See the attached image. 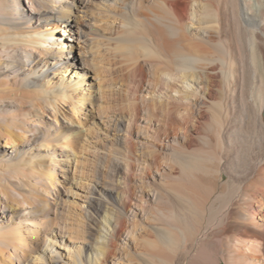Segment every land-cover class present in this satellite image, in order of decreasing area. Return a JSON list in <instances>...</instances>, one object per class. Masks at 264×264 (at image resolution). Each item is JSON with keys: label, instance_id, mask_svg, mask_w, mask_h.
<instances>
[{"label": "bare ground", "instance_id": "bare-ground-1", "mask_svg": "<svg viewBox=\"0 0 264 264\" xmlns=\"http://www.w3.org/2000/svg\"><path fill=\"white\" fill-rule=\"evenodd\" d=\"M162 1L161 6L156 4V8H150L148 13L143 15L131 10L132 18L113 21L109 28L111 31L106 35L96 29L99 21L92 9L95 5L94 0H27L34 11L37 7L43 12L36 21L26 16L28 14L25 11L28 9L25 8L24 0H0V72L14 68L15 70L11 72L26 74L28 77L45 74L46 86L49 88L46 89L47 92L59 89L64 93L63 88L67 89L69 92L67 100L71 105L81 106V112L84 113L86 101L103 100L106 94L103 85H99V90L94 89L101 78L93 67L99 60L97 50L102 46V42L96 39H105L109 44H115L114 48L140 49L144 57L135 59L131 67L133 99L136 106L132 105L135 106V111H131L132 114L129 116H121L120 113L108 114L102 110L99 111L100 114H96L92 106L84 116L88 121L101 119L103 123V130H99L100 134L94 138L90 137L91 149L95 150L93 152H98L97 155L104 160L110 159L116 168L118 166L120 168L122 180L117 185L111 184L113 187L107 190L112 194L120 192L125 205L136 207L137 210L133 209V214L139 215L141 212L138 209L142 208L144 203L142 204L143 201L140 199L141 195L136 197L133 181L138 178L136 171L140 168L150 171L152 167L166 166V170L158 172L161 178L166 175L168 185L166 189L170 193L173 190L197 192L202 185H207L216 192L214 200H221L231 187L233 193L232 195L230 193L227 205L224 204L225 207L223 206L222 211L210 225H205L206 234H211L216 240L217 238L221 240L222 237L232 238L231 241H236L234 243L242 250L248 247L247 251L244 250L242 253L247 260L253 264H264V0H194L195 7L191 15L196 22L191 26V30L187 31L189 33L183 35L181 41L169 39L166 27L170 25L169 27L173 29L174 26L172 22L166 24L164 21L166 0ZM100 2L110 6L112 3L115 4L114 2L118 3V0ZM223 10L227 14H232V22L237 28L235 32L238 35L236 37L238 42L231 46L232 49L229 51H226L221 40ZM174 11L183 23L188 16L187 10L175 8ZM188 11L191 12L190 9ZM147 25L157 28L152 29V32L158 30L156 37L152 32L149 33L150 28L146 27ZM122 28L125 30L121 32ZM135 28L141 29L136 33ZM182 31L181 34L184 32ZM150 34L154 38L150 37ZM232 59L237 62V70H233L235 72H231L229 68V60ZM143 60L149 65L147 69L142 64ZM14 64L19 65L13 67ZM70 72H73L72 77L68 78ZM229 77H232L233 82L229 96L226 97L224 85ZM82 87L86 90L83 89L80 96L71 97L72 90L80 92ZM139 92L148 99L154 110L143 116L139 114V103L136 101ZM46 109L55 119H52L50 113L45 112L39 118L43 116L52 122L81 128L80 139L86 135L87 129L83 128L84 125L80 121L74 123L60 120L58 115L60 112L63 113V110L59 112L52 107ZM138 121H143L144 124L140 126ZM12 124H6L7 131L0 130V155L9 158L20 155L31 158L41 156L40 164L49 165L50 172L56 175L57 169L61 170L64 184L76 182L75 170L72 167L78 154L76 150L78 139L50 127L49 129L55 133L51 141L45 143L42 135L48 130L43 127L44 123L35 122L33 126H25L26 129L19 128L20 131H15ZM13 125H16L15 122ZM134 128H137V131ZM164 151L165 161L162 156ZM43 173L46 175L45 171ZM56 179L52 183H56ZM94 198L97 197L85 194L81 200L84 205H91ZM47 202L49 203V200ZM14 208L12 205L0 210V217L8 218V215L14 212ZM10 217L13 215L10 214ZM1 218L0 229L11 227L9 223L11 220L6 222ZM178 220L173 221L169 239L166 241L168 242L166 254L169 260H175L174 252L182 241L180 234L183 225ZM20 224L18 221L16 227ZM29 224L31 227L25 229L26 237L30 238V242L35 240L40 243L45 228L42 224ZM185 227L189 229L188 226ZM56 228L52 229V236L55 239L59 237L64 242L68 226L59 225ZM110 231L109 236L102 234L101 237L104 239L98 238L93 253L96 258L93 261L95 264L99 263L100 259L119 258L115 257L110 246L114 240L112 237L123 232V223H117ZM12 237L15 241L12 244L13 248L19 254L18 252L25 246L23 243L26 237L21 236L23 241L20 239L19 242L20 235L16 229ZM204 238L202 239L206 240ZM48 240L49 250L53 251L51 264H63L61 255L58 256L54 249L55 240L52 238ZM39 250L45 251L42 248ZM67 251L69 256L65 255V258L67 257L69 262L66 264H81V260L73 258L79 249ZM223 258L222 253L217 260L214 259L213 264H224L227 258L225 262ZM233 258L232 255V261H237L236 257L234 260ZM118 261L119 259L115 264L123 263ZM234 262L233 264H236ZM21 263L25 264L22 261Z\"/></svg>", "mask_w": 264, "mask_h": 264}, {"label": "rangeland", "instance_id": "rangeland-1", "mask_svg": "<svg viewBox=\"0 0 264 264\" xmlns=\"http://www.w3.org/2000/svg\"><path fill=\"white\" fill-rule=\"evenodd\" d=\"M24 1L25 8L28 9L25 11L26 14H28L26 16L31 17V19L35 21L38 20V18L43 15L42 10L36 7V11H34L33 6L31 7V5L27 3V0ZM100 1L101 0H94L95 5L92 9L97 14L99 21V25L96 27L97 31L101 32V34L106 33V35L111 31L109 28H111L113 21L123 20L126 17L128 20L131 19V16H133L131 10L137 14L143 15L144 13H148L150 8H156L157 5L161 6L163 4L162 0H118V3H112L114 6L111 4L112 7L111 5H108V7ZM189 1L190 0H172L171 2V0H166V19L164 21H166V24L172 22L171 24L174 26L171 25L173 27L172 29L169 27L170 25H166V32H169L170 40L174 39L173 41H181L184 37L183 35L188 34L189 32L187 31H190L191 26L196 22V20L193 21L194 16H192L194 12L193 7H195V3H193L194 0ZM172 7L174 9L176 8V10H187L188 16L183 23ZM188 9H190L191 12H189ZM222 13L224 14H222L221 17L223 23L221 40L222 44L224 43L223 45H225L224 48H226V51H229V49H232L231 46L238 42V38H236L238 35L237 32H235L237 28L232 22V14H227L226 11ZM149 26L147 25L146 27L150 28L147 29L149 33H151L154 26ZM180 27L181 29H185L183 30L184 32ZM154 28L157 29L156 27ZM140 29L141 28H135L134 32L137 33ZM179 29L183 32L182 34ZM124 30L125 28H122L121 32ZM153 31L152 35L156 37L158 35V30ZM152 35L150 34L149 36L154 38ZM96 40L102 42V46L97 50V57H99V60L96 57L98 61H96L97 64L94 63L93 67L98 71L101 78L94 89L99 90V85H103L104 94H106L104 97L105 99L97 100L98 102L96 100L93 102L92 100H90V102L86 101L87 104H84V113L81 112V106L71 105V102L67 100L69 94L67 89L63 88L62 92L64 93H61L59 89H53V91L48 93L46 89L49 88L46 86L45 74L28 77L26 74L11 72L15 70L14 68H11L12 70L0 72V130L3 129L1 131L6 130L5 126L9 123L11 125V123L14 124L15 122L16 125L12 124V126H14L15 131H20V129H26L29 125L33 126L35 122H41L44 123L43 127L48 130L47 133L42 135V140H46L45 143L51 141L53 133L57 130L72 135L76 140H81H77L78 148L76 147V150L78 154L72 167V169L75 170L74 176L77 178V180H74L76 181L74 183L70 182L64 184L61 170L57 169L56 175L50 172L49 165L46 164L42 166L40 164L42 162L41 156L31 158L20 155L18 157L9 158L0 155V210L8 206H15L13 209L14 212L10 213L13 215L12 218L10 214L6 219L0 217L1 220L6 222L11 220L9 222L11 227L0 229V264H20L21 261L25 264H51L53 260V251L49 250V238L55 240L56 244L54 245V249L58 252V256L61 255L60 258L63 264L69 262L67 257L65 258V255L69 256V251L67 250L70 249L72 251L79 249V252H76L73 258H78L79 261L81 260V264H95L93 261H95L96 258L93 253L95 246L98 244V238L104 239V237H101L102 234L109 236L111 232L110 229L120 222L123 223V232L118 235L115 234V236L112 237L114 240L110 246L113 253H115V257L117 256L119 258L116 257L117 259H114L110 257L108 260L100 259V262L97 264H115L118 259L124 264H213L215 262L214 259L216 258L217 260L218 256L220 257L222 253L224 256L223 262H225V258H227L224 264L227 262L233 264L234 261L231 259L232 255L234 258H237H235L237 261L234 262L236 264H253L252 261L247 260L242 254L244 250L247 251L248 247L242 250L240 247L236 246V241H231L233 239L230 237H222L221 240L217 238L216 240V237L214 238L211 234H206V226L210 225V222L222 211L223 206L225 207V205H227L229 201L228 198L230 199L233 193L231 187L227 189V192L224 194L225 197L223 196L221 200L216 199L218 201L214 200L216 194L215 190H211L212 187L210 188V186L207 185H202L200 188L201 190L198 189L197 192H174L173 190L172 193H170L166 189L168 187V185H166V175L164 178H161L159 174L163 169L166 170V166H161V168L152 167L150 171L140 168L136 171L138 178L133 181L136 197L141 195L140 199L143 201L142 204L144 203V206L138 209V211L141 212L139 215L133 214V209L137 210L136 207L131 208V206L127 207V205H125L124 198L120 192L112 194L111 191H108L111 190L109 187H113L111 184L117 185V183L119 184L122 180L120 168L119 166L116 168L115 164H113L114 162L112 163L110 159L104 160L100 155H97L98 152H93L95 150L91 149L92 143L90 137L94 138L96 135L98 136L100 134L99 130H103V123L101 119L88 121L84 116H86L85 113H88L92 106H94L96 114L102 110L108 114L120 113L121 116H129L135 111L134 107L136 104H134L133 99L131 67L135 59H142L144 57V53L136 48L132 50H127L122 47L114 48L115 44L112 43L111 45V43L109 44L105 39L98 38ZM57 51L56 49V53H58ZM10 54L12 55V52ZM4 62L8 63L7 61ZM229 62L231 65H229L230 71L235 72L237 70V62L234 59L231 61L229 60ZM79 63H81L80 60ZM142 64L145 65L146 69L149 67L148 63L144 60ZM15 65L18 66L19 64H14L12 66L14 67ZM59 70L61 71V68H59ZM72 73L73 72H70L68 74V78L72 77ZM231 78L232 77H229V80L227 79L226 83L224 82V96L226 95V97L229 96V89L232 87L231 83L233 81ZM83 89L86 90L83 87L80 92L72 90L74 95L71 94V97L75 95L80 96ZM136 97H139L136 100L139 103V114L143 116L154 111L152 105L142 93L139 92ZM81 99H83V96ZM48 107H52L56 111L63 110V113L59 111L61 116L58 115V118L60 120H69L74 123L80 121L84 125L83 128L85 127L84 129H87L86 135L80 139L79 130H81V128L77 129L72 127L71 124L63 125L59 122L58 125V123L52 122L48 118L45 119L43 116L39 118V116L41 117L45 112L47 114L50 113L52 119H55L54 115L51 114L50 111H47L46 108ZM138 123L140 126L144 124L143 121H138ZM50 127H53L55 131L49 129ZM134 130L137 131V128H134ZM51 146L53 147V144H51ZM162 156L165 161V151L162 152ZM138 166L140 165L138 164ZM44 171L48 177L43 173ZM110 171H114V173ZM41 172L44 174L45 178ZM49 173H51V175H48ZM53 174L54 179L52 178ZM55 179L57 182L52 183ZM51 184H54V186ZM33 192H36V195ZM29 193L30 195H28ZM85 194H90L97 198H94L91 205H84L81 198L82 195ZM171 199H173V201ZM47 200H49V203ZM173 219H180L178 221H181V225H183L181 228L184 232L181 231L180 241L181 239L182 241L181 244H178V249L174 252L175 256L173 255V257L175 260L170 259L173 261L172 262L166 254L168 251V242L166 241L169 239V230L173 227ZM18 221H20L21 224L19 227H16ZM29 223L42 224L45 228L40 243L35 240H33L34 242H30V238L26 237L25 229L31 227ZM59 225H67L69 228L66 232L67 236L64 242L59 237L55 239L51 234V231L57 229L56 227ZM185 226H188L189 229ZM198 228H201V230L199 231ZM15 229L17 232L19 231V242L20 239L23 241V238L26 237L24 238L26 241L23 243L25 246L22 247V251L18 252L19 254L15 252L12 245L15 242L12 240L13 231ZM184 234H186V236ZM21 236L23 238H21ZM197 238L202 241H198ZM214 242H216V244ZM217 242L219 244H217ZM217 245L219 246L216 248ZM40 248L45 251L39 250ZM219 249L220 251L215 252V250ZM216 254L217 256H215ZM202 258L203 260H201ZM206 260H210V263L206 262Z\"/></svg>", "mask_w": 264, "mask_h": 264}]
</instances>
